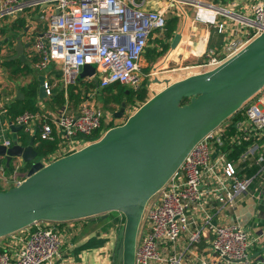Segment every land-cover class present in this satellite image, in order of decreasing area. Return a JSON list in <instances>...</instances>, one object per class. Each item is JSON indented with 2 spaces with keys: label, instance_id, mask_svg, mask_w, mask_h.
<instances>
[{
  "label": "built area",
  "instance_id": "built-area-1",
  "mask_svg": "<svg viewBox=\"0 0 264 264\" xmlns=\"http://www.w3.org/2000/svg\"><path fill=\"white\" fill-rule=\"evenodd\" d=\"M153 1H42L55 4L59 11L40 17L46 28L30 44L31 66L44 75L46 97L51 95L52 69L60 71V85L66 91L86 65L95 66L93 76L84 78L86 82H96L102 89L117 84L137 93L143 78L151 76L141 74L140 66L149 41L165 31L168 14L179 18L183 6L194 8L195 21L223 36L219 49L203 52L204 62L196 66L199 71L195 74L222 65L264 32V0H244L245 13L235 12L240 6L238 0H218L222 4L227 1V6L210 0H158L155 5ZM26 7L24 0H0V21L22 15ZM207 11L213 14L210 18L205 16ZM2 85L0 79V111L9 104L1 101ZM94 91L85 94L77 115L64 110L57 114L24 112L10 122L38 140L56 144L52 153L38 159L42 165L80 150L91 143L85 139L95 132L101 137L107 131L102 130V110L92 102ZM141 105L135 101L126 109L134 113ZM0 145L9 148L12 141L0 136ZM10 167L11 177L5 178L0 166V181L8 187L3 190L17 186L26 178L18 177L27 175L18 158L12 159ZM247 195L258 205L264 203V86L198 142L165 187L148 201L137 234L134 264H187L183 253H177L180 243L186 242V253L200 242L205 228L212 236L209 249L219 264H255L249 254L248 233L242 226L211 223L213 209L217 213L233 209ZM60 225L37 222L20 231L26 232L11 241L13 252L0 251V264H52L60 257L63 245ZM200 264L206 263L202 260Z\"/></svg>",
  "mask_w": 264,
  "mask_h": 264
},
{
  "label": "water",
  "instance_id": "water-1",
  "mask_svg": "<svg viewBox=\"0 0 264 264\" xmlns=\"http://www.w3.org/2000/svg\"><path fill=\"white\" fill-rule=\"evenodd\" d=\"M180 39L176 33L170 50ZM29 46L15 37L9 61L24 63L23 51ZM79 71L77 81L93 76L95 66L86 65ZM37 81L38 98L44 99L43 76ZM164 83L123 124L47 165L38 161L33 135L27 145L18 138L9 148L0 145V161L7 168L14 158L27 168L20 184L0 191V239L37 222L103 220L115 212L123 216L115 264H134L137 234L148 201L165 187L198 142L264 86V32L215 69ZM22 98L17 92L15 99ZM125 109L122 102L113 117L121 119ZM9 129L17 134L22 127L9 124Z\"/></svg>",
  "mask_w": 264,
  "mask_h": 264
},
{
  "label": "crops",
  "instance_id": "crops-1",
  "mask_svg": "<svg viewBox=\"0 0 264 264\" xmlns=\"http://www.w3.org/2000/svg\"><path fill=\"white\" fill-rule=\"evenodd\" d=\"M24 1L27 3V7L25 8V11L24 13H22V15L16 18H5L0 21V31L1 29H6L5 35H3L0 32V79L3 83L2 92H1V96H2L1 101L3 102V104H5L6 101H9L8 103L10 104L17 97V92H20L19 89L25 86L24 84L18 87L17 85L18 81L16 79H13L10 76L9 70H7L2 64L4 60L9 61V58H11L14 55L13 47L15 44V38H13V36L20 37L23 44H27V43L31 44L34 37L42 34L46 28V22L41 20L40 17L46 16L52 11L56 12V8H55L56 5L49 4V3L43 4L44 0H24ZM156 1L155 2L153 1L154 5L157 3ZM37 2L39 3L38 5L30 6V4H34ZM218 2L219 1L216 0L213 3L221 5V6H227L226 4L227 1L224 4H222V2L221 3H218ZM238 2L240 3V6L234 9L235 12L239 11L240 13H245L244 10L247 12V9H245V7H247V3L244 0H238ZM181 10H182V13L179 12L180 16L179 18L177 17L178 24H177V28L173 36L170 39H164L165 37L164 38H157V37L154 38V39L163 40L165 44L169 45L174 35L176 33L180 34L181 39L179 41L178 46L176 47L177 48L176 49L177 61L179 60L180 57L183 58L182 60H185L188 56H192L197 59H203L202 57L203 52H205L208 49H219L221 47L219 44H221L220 42L223 43V36L218 35L214 28L195 21L194 16L188 15L187 9H181ZM18 18H24L26 20V27L23 31H19V32L13 31L12 32L11 25ZM212 33H215L217 36L220 37V42L216 41L213 44H211ZM161 34H158V35H161ZM153 40L149 41V43H151ZM153 45H154L153 47L157 48V51L161 50L160 45L156 46L154 43ZM183 45H185L184 47L187 50L182 49ZM153 47H150V48H153ZM148 48H149V45L147 49ZM169 49L165 53L166 55H163L164 57L162 56L163 59L153 67V69L149 73L151 74V76H153L156 72L160 71L161 69L167 68L170 62H176L177 64V61L167 60L165 62V65L163 66L161 65L157 67L158 65L162 64L161 62L165 60L167 54L171 51ZM30 50H31L30 46L28 48H25L23 51V54L25 56L26 64L31 68L33 72L31 77H35L37 81L38 76H44V75L41 73H36L32 69V66H31L32 60L29 58V55L31 52ZM184 52H186L187 55H183L182 53ZM144 54L142 56L141 63H140L141 70L143 67V61H146ZM155 63H152V64L148 63L149 67L147 68H149L150 70V67ZM193 74L195 73H192L190 75H193ZM190 75H187L186 77ZM50 77H51L50 79L51 95L48 97H45L44 99H39L37 96V102H36L37 108H38L37 112L42 111V113L49 112V113L57 114L59 111L64 110L67 113L77 115L79 106L83 102V99L82 101H79V102L66 101V103L61 108L52 105L51 97H52V92L54 88L58 86L60 87V90L64 91V93L66 91L60 85V71L58 69L56 68L52 69ZM183 78H179L175 81L181 80ZM81 81H84V86L81 87L82 88L81 92H82L83 97H85V94H89V95L92 94L94 90H95L94 91L95 94H97L98 92L96 90L97 87L88 88L87 84L89 82H86L84 79H81ZM175 81H172V82H175ZM28 83L29 82H27L26 84ZM37 95H38V81H37ZM65 97H66V93H65ZM22 99H24V94H23ZM22 99H19V100H22ZM92 102H94L102 110L104 114V117H103L104 123L102 126V130L104 132L110 129L111 127L120 125V123H117V122L120 121L122 118L116 119L113 117V113L118 111V105L114 104L112 101H107L106 104L105 103L100 104L99 101H92ZM9 104H5V106L7 107ZM112 106H114L116 109L111 112L109 109ZM107 107H109V109H107ZM9 124L10 122L6 116V110H1L0 111V136L3 139H9V140H11L12 137L18 138L17 134L13 133L9 129ZM0 166L4 167L3 175L5 178H9V176L11 177L12 171L11 173H8L5 170L6 166H5L4 160L0 161ZM24 172H27V169H25ZM21 176L18 178L24 179L26 177L25 175L23 177ZM5 188H8L7 185L3 184L0 181V189L3 190ZM210 214L212 215L211 223L213 225L223 224V223L229 224V223L235 222L239 224L240 226H242L248 233V237L251 242V247L249 249L251 260L255 264H260L262 261H264V203H262V205H258L257 201L253 197H250V195H247L245 197H242L236 203L233 209H227V210L222 211L221 213H217L213 209ZM109 220H110V215L106 219H103V220L100 218H90V219L61 224L59 228L62 229L63 245L61 247L60 257L52 264H112V262L114 264V259L117 257L119 246L118 247L116 246L114 256L111 257L110 248L112 246V241L109 240L108 233H109V229L112 228V224L114 227H117L115 225L117 221L115 220V217H112L113 221H111V223H109L110 222ZM105 224L107 225L105 226ZM199 224H201V222H199ZM25 232H18L9 237L0 239V251L7 250L10 252H13L14 248L12 247L13 245L11 244V241L13 242L18 237L25 235ZM211 237L212 236H211L209 229L205 228L202 231L200 242L197 245L192 246L186 253H184L183 249L186 246V242L181 241L179 249L177 250V253H183L184 255L183 262L187 264H200L202 260H204L206 264H219L220 262L218 258L209 249V243H210ZM92 238L103 240L104 241L103 246L99 248L82 249V246L89 239H92Z\"/></svg>",
  "mask_w": 264,
  "mask_h": 264
},
{
  "label": "trees",
  "instance_id": "trees-1",
  "mask_svg": "<svg viewBox=\"0 0 264 264\" xmlns=\"http://www.w3.org/2000/svg\"><path fill=\"white\" fill-rule=\"evenodd\" d=\"M216 1V0H215ZM178 24L177 17H170L166 21V27L164 31V39H170L173 34L176 31ZM26 27V20L24 18H18L16 19L12 25H11V31H23ZM3 35L6 33V29H1L0 31ZM13 38H15L13 36ZM156 46L160 45L161 50L157 51L156 47L148 48L145 51V59L146 62L149 64L155 63L159 58H161L169 49V45L165 44L163 40L154 39L152 41ZM3 66L9 70V74L12 78L17 77H24V76H31L33 74L31 68L25 63H21L19 60H4ZM146 73H148L149 68H146L144 70ZM84 86V81L78 80L74 85H70L66 89V97L64 91L60 90V87H55L52 92L51 97V103L53 106L56 107H63V105L66 103V101H82L83 95H82V88ZM143 87L140 88V90L133 94L131 91H128L127 95V106L132 105L135 101L143 104L146 102L147 99V93H146V86H147V80L144 81ZM88 88H96V82H90L87 84ZM113 88H115L118 92L113 95L109 101H112L116 105H120L121 99L126 96V88L121 85H112ZM20 92L24 94V99L22 100H16L14 99L7 107H6V116L9 120V122L13 123L15 118L23 114L24 112H30L34 113L38 110L37 108V81L35 77H32V80L26 84L24 87H21ZM104 103H107V100L104 101ZM182 103H187V100H184ZM112 128V127H111ZM18 141L22 145H27L30 135L26 134L23 130L17 133ZM100 138V134L98 132H95L91 136L86 137L87 142H94ZM55 143L48 142V141H41L36 139L35 140V150L37 151L39 158L46 157L48 154L53 152L55 149ZM5 170L8 173H11L12 169L11 167L7 168L5 167ZM2 189H0L1 191ZM108 227V226H107ZM104 244L103 240H98L95 238L89 239L83 246L82 249L86 248H99L102 247ZM119 246V245H118ZM116 261V258L114 259Z\"/></svg>",
  "mask_w": 264,
  "mask_h": 264
},
{
  "label": "rangeland",
  "instance_id": "rangeland-1",
  "mask_svg": "<svg viewBox=\"0 0 264 264\" xmlns=\"http://www.w3.org/2000/svg\"><path fill=\"white\" fill-rule=\"evenodd\" d=\"M202 1H206V0H202ZM183 9H187L189 16H194V9L192 7L183 6ZM171 15H173V14H168L167 17L170 18V17H172ZM157 38H164V33L161 34V35H157ZM216 41L220 42V37L217 36L215 33H212L211 44H213ZM220 43L221 44H219V45L222 46L223 43L222 42H220ZM153 46L154 45H153L152 42L149 43V48L153 47ZM184 46L185 45H183L182 49L183 50H187V49H185ZM176 49H175V51H174V53L172 55H169V53H168L166 58H165V60L163 62H161L162 64L158 65L157 67H159L161 65L162 66L165 65V62L167 60L177 61ZM197 51H198V49H197ZM182 54L183 55H187L186 52H184ZM163 57L158 59L156 61V63L153 64L150 67V70L148 71V73H146L144 70L147 67H149L148 66L149 64L146 61H143V67H142V70H141V74H143V75L149 74L151 72V70L153 69V67L156 64H158L163 59ZM182 59L183 58L180 57L179 60L177 61V64H176V62H170L168 64L167 68L161 69L160 71L156 72L153 76H149V77L147 76V77L143 78V83H144L145 80H147V86H146L147 99H146V101L149 98H151L152 96H154L156 93L160 92L165 87V83L164 82L168 81L169 83H171L172 81H175V80H177L179 78H183V77L186 78L187 75H190L192 73L198 72L199 69H197L196 66L198 64L204 62V58L203 59H197V58H194L192 56H188L185 60H182ZM28 77L29 76H24V77H17V78H13V79H16L18 81L17 85L19 87V86L24 85V84L26 85L27 82H30L32 80L31 76L29 77L30 79ZM19 78H21V79H19ZM99 79H100V74L98 73L96 75V80L98 81ZM143 83H142V85H143ZM141 87H143V86H141ZM96 90L98 92H97V94L94 95L93 99H94V101H99L100 104H103L104 101H106V100L109 101L110 98L118 92L112 86H109V87H106V88H103V89L97 87ZM107 109H109V107H107ZM115 109L116 108L114 106H112L109 110L112 112ZM126 110L128 111L127 115L123 116L122 119L117 122V123H120V125L123 124L126 121V119L133 113L131 109L127 108ZM15 139H17V137L16 138L12 137L11 140L13 141ZM24 168L27 169L25 166H24ZM109 215H110V220H109L110 222L109 223H111V221H113L112 217H115V220L117 221L116 224H115L117 227H114L113 224H112V228L109 229V233H108V238H109L110 241H112V246L110 248V253H111V257H113L114 253H115V250H116V246L118 247V245L120 244L121 230H122L123 222L120 221V216H119L118 213L113 212V213H110ZM106 225L107 224H105V226ZM112 264H113V262H112ZM114 264H115V261H114Z\"/></svg>",
  "mask_w": 264,
  "mask_h": 264
},
{
  "label": "bare ground",
  "instance_id": "bare-ground-1",
  "mask_svg": "<svg viewBox=\"0 0 264 264\" xmlns=\"http://www.w3.org/2000/svg\"><path fill=\"white\" fill-rule=\"evenodd\" d=\"M213 14L211 13V12H206L205 13V16L207 17V18H210V16H212ZM176 49V48H175ZM175 49H173V50H171L170 52H169V55H172L173 53H174V51H175Z\"/></svg>",
  "mask_w": 264,
  "mask_h": 264
},
{
  "label": "flooded vegetation",
  "instance_id": "flooded-vegetation-1",
  "mask_svg": "<svg viewBox=\"0 0 264 264\" xmlns=\"http://www.w3.org/2000/svg\"><path fill=\"white\" fill-rule=\"evenodd\" d=\"M128 95V94H127ZM127 95L126 96H124L122 99H121V102H120V105H121V103L122 102H125V105H126V107H127ZM120 105L118 106V110H119V108H120ZM129 106V105H128Z\"/></svg>",
  "mask_w": 264,
  "mask_h": 264
}]
</instances>
